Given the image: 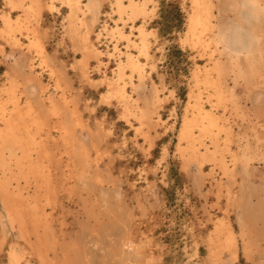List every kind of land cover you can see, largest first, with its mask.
Instances as JSON below:
<instances>
[{
  "label": "rangeland",
  "instance_id": "374dc122",
  "mask_svg": "<svg viewBox=\"0 0 264 264\" xmlns=\"http://www.w3.org/2000/svg\"><path fill=\"white\" fill-rule=\"evenodd\" d=\"M52 1L53 0H41V15L37 14V18L32 19L29 24L32 27H36L40 32V38L46 48V54L52 61V66L56 67L60 71L59 83L63 91L60 88L58 90L54 89L56 84V75H52L53 77L51 76V67H47V65L40 61L41 57L38 51L29 47V40H26L29 38L24 36V33L21 34L19 31H16L14 36H12L13 38L5 36L7 39L3 37L4 35L0 34V107L1 102H7L5 105L8 108L10 107L8 96L12 94L10 93V90L12 89L19 102H21L20 104H24L28 98V91H26L27 88L25 87L29 84H33L36 88L29 96L32 98V102H34L36 107L39 108L40 112L43 103L47 102L49 96H51L54 101H62L59 103H62L61 105H63L66 109L63 117L69 124L68 127L70 134L69 138L64 140L62 133L56 128L58 126L57 121H59V118L52 115L45 116V114H42L41 112L45 125H43L39 132L41 135L36 134V140L38 141L40 139L38 141L39 143L36 145L34 144V146L32 145L27 147V152L28 148L31 149V158H36V160L34 159L37 166L36 169H40V172L38 170H36V172L29 170V159L27 157L24 158V151L20 147H15V155L11 157V160H8V162L10 161L7 165V168L9 167V169L6 168L4 170L3 167L0 166V182L2 180H6L5 182L8 181L7 187L8 189L9 187L11 189H9V192L13 195V201L17 204V209L19 208L18 210H20V212L18 211L19 213H16L17 216L14 215L13 217L12 214H9L7 210V202L4 200V196L0 190V234L4 237L6 236L2 239L0 235V264H10V251L14 249L20 254V264H43L44 262V264H49L51 262L49 260H52L51 264H71L72 262H74L72 264H259L261 259H264V233L261 231L263 229L264 220L261 217H256L250 210L251 206L254 208L260 207V214L264 212V48L263 54L259 55V58L257 57L256 67L258 73L251 79L246 80L243 77L241 78L237 75L236 69L231 68L232 70H223L220 74L216 71V73L214 72L216 83L218 81V84L197 82L194 75L196 70L204 72V70L211 68L215 61H220L222 59L223 56L220 53V49L213 41V36H215L217 26L221 25L224 21L229 20L233 16V13L228 11L225 15H223L224 12L220 10L219 6L220 0H209L213 5L211 23L206 30L200 29L198 31V36H192L188 33L187 27L190 13L193 11L192 0H152L148 3L150 12L146 17L143 18L142 15H140L141 17H136L134 22L131 19H127L125 23L122 22V24L124 25L125 31L131 32L132 30L136 34V26L139 24H144L145 27L148 28V39H150V52L153 55L152 60L154 61V67L146 64L145 72L142 78H139L136 72L131 73V70L126 68L124 78L119 80L117 72H115L116 70H113V68L117 66V59L119 58L117 55L118 52L109 56L108 50L110 51L111 46L113 47L114 43H118L117 45L121 50H126L127 39L120 37V35H117L116 39L111 36V34L104 31L103 26L106 23L113 24L111 18L117 15L112 7L113 4H111V1L113 0H106L103 4L102 12L100 13V20H98L100 22L97 23L98 26L95 25L93 32L91 33L95 44L99 47V49H101V51L103 50L100 57L102 59H99L100 61L93 58L90 59V76L85 77L82 75L81 65L78 61V58L82 56V52L80 49H77L66 32L68 24L67 7L60 0H55L56 2L54 4L56 6L51 8L50 3ZM125 2L128 3L127 0H125ZM5 11H9L11 17L14 18L21 17V14L23 13L21 10H9L4 3V0H0V28L3 27H1V25H3V16L1 15H3V12L5 13ZM216 11L218 14H216ZM254 20H257L258 26L262 29V34L258 39L260 42L257 43H260L259 45L264 47V43H262L264 41V12H259L258 19L256 18ZM103 23L105 24L103 25ZM98 29L100 33L96 34ZM206 31L208 33H206ZM188 35L190 36V39ZM133 36L134 38H137V36ZM14 37L17 38L14 39ZM95 37L97 39H95ZM25 46L27 48H25ZM133 50L136 51L135 48H133ZM140 59L146 61L142 56H140ZM149 66L151 67V70ZM36 75L37 77L33 78ZM109 77L114 83L118 81L122 82L123 80L127 83L128 81L125 85V89L129 95L128 100L131 102H139L138 104H140L142 109H144L147 113L146 117L149 120L148 123L146 118L144 121H141L138 119L137 115L126 112V108L124 106L126 105V100L123 102L124 100L114 90H112L108 84V80H106L109 79ZM86 78L88 80H86ZM40 79L41 81L38 82ZM141 80L142 82H140ZM49 83H51L52 86ZM106 83L109 85L108 87ZM137 85H139V87ZM46 86H48V88ZM7 87L8 90L6 89ZM19 88H21V90ZM152 88L154 93L152 92ZM258 91L261 94L257 93ZM61 95L64 97L62 98ZM138 95L141 100L138 99ZM254 95H256L254 97L255 99L257 96L259 97L258 100L256 99L257 101L254 100ZM196 98L201 101V105L205 107L204 109L206 111H210L216 115L220 125L222 126V131L220 133V149H222V153H218V158H221L222 156L226 163H228L230 169L234 167L236 171L234 176L235 180L227 178V176L222 173V170L218 165V161H210L211 163L209 161H205L201 164V173L197 169L199 162L196 159L189 161L186 157L187 155L182 151L180 152V150L187 147V141L184 139L180 140L179 129L182 127L184 121L183 117L187 116L190 118H196L197 111L194 107ZM72 101H74V103ZM148 103L149 106H147ZM74 114L76 117L75 119L71 116ZM159 116L161 119H159ZM48 117L50 120H48ZM154 117L158 121H156ZM47 121L51 122H49L50 125ZM156 123L159 125H156ZM148 127L150 128L148 129ZM34 130L35 129L33 128V131ZM227 130L232 131L234 134L233 140H231V144H229V150L223 148ZM194 131L196 136L200 135L198 128H195ZM242 132L244 133L243 135L241 134ZM37 137H39V139ZM83 137H86V139ZM203 138L204 137H202L201 141V143H203L199 144L200 153L203 148V150H205V146L209 147L212 145L211 147L213 148V144L209 141L210 139L207 137ZM241 139L246 143H242ZM87 140L89 141L91 148H89L90 146ZM43 141L48 144L43 143L46 145H42ZM85 142H87L88 149ZM205 142H207L206 145H204ZM64 143L68 145H65ZM69 143H71V145ZM238 144L241 145L238 146ZM98 147H100V149ZM67 149L68 151L66 154ZM244 149L248 151L247 157L242 159L244 164L241 160L236 163L235 161L232 162V153L239 152V154H241ZM48 150H50L51 153ZM20 151L22 152V156L20 155ZM44 152L47 153L43 155ZM46 155L50 158L45 157ZM56 155L58 157H56ZM66 158L67 160H65ZM12 160L15 162V166ZM16 161H18L17 164ZM195 161L198 163L196 162V164ZM55 163H57V165ZM66 166H68V168ZM86 167L87 169H85ZM59 168H62L65 171L63 172V170H60ZM14 169L16 172H13ZM92 169L94 171L91 174ZM20 170H23L24 172ZM28 170L31 171V173L28 172ZM11 171L12 173H10ZM44 171L46 172L42 175V172ZM95 171L96 173H94ZM27 172L29 175L25 174ZM14 173L16 174L17 179L15 178ZM19 173H24V175L21 176ZM32 173H34L36 177L33 176L32 178V175H34ZM56 173H58V176L55 175ZM63 175H65L63 177L64 179L62 178ZM48 178L52 185L48 183ZM14 179L17 180V183H15ZM195 179L199 183H196ZM24 181H27V183ZM61 181L63 183L62 185ZM220 181L225 185H230L232 191L235 192H233V195H235L234 203L233 201L229 202L228 199L225 198L228 196L226 191L224 192L226 188H223L222 191L217 190V186L214 183H218ZM28 183H30V186ZM83 183L86 186L83 185ZM70 186L75 187L71 188ZM22 188L24 189L23 191ZM255 188L258 190L252 193L253 195L249 199V193H251ZM37 190L38 194L40 193L39 195L41 198L39 195L37 196ZM42 190L43 193H48L43 194ZM78 190H80V192H78ZM27 192L28 194H25ZM55 192L57 195H55ZM68 192H70V194ZM218 192L220 193L219 196L217 195ZM82 193L83 195H86H80ZM32 195L34 196V199ZM14 197L18 199H14ZM19 197L20 201H18ZM94 198L95 201H93V203L91 200H94ZM96 199L99 202H96ZM39 200L41 203H39ZM58 201L60 206L58 205ZM90 202L92 204H90ZM103 202L104 204L102 206ZM24 203H26V205ZM85 203H87V205ZM250 203L252 205H250ZM20 204L22 207L25 206V210L24 208L21 209L22 207ZM98 205L99 207H97ZM224 208H227L226 213ZM36 210L39 211V214H36ZM49 210L52 211V213L48 212ZM3 213L5 214L3 215ZM242 213L245 214L244 217L247 222L246 226L247 229L250 230L249 233H251L252 236L250 252L251 259H247L244 254V239L239 233L240 226L238 221ZM18 216H20L19 220H17ZM40 217L44 221H42ZM222 217H227L226 219L229 221L233 229L238 232L237 237H239L238 240L240 241H238L240 243V250L237 261H233L226 250L221 253L222 255L220 256V261L212 260L207 255L208 244L206 238L211 232V228H213L215 223ZM14 218L15 222L13 221ZM21 219L23 221H21ZM29 222L32 224L31 226ZM41 222L45 223L42 224ZM61 223L62 225H60ZM25 227L28 230H26ZM29 227L32 229L30 230ZM19 230H21L23 235L20 234L21 232ZM29 230L35 232H30ZM97 231L99 232L97 233ZM20 235L22 236L20 237ZM146 236H148V238ZM34 237H36V240ZM132 240L134 242H132ZM255 240L258 242L256 243ZM28 242L31 243L28 244ZM54 242L56 245H54ZM64 243L66 246H64ZM126 244H128V247ZM30 245H32L31 248ZM135 245L138 246L136 247ZM255 245L256 247L258 245L259 246L256 248ZM23 246H26L25 249H23ZM78 248H80V250H78ZM69 249H72V251ZM35 251H37L38 254ZM60 251L62 252L60 253ZM52 253H54V256L51 255ZM72 254H75L76 257ZM72 256L75 257V261ZM37 258L39 259L37 260ZM40 259L42 262H39Z\"/></svg>",
  "mask_w": 264,
  "mask_h": 264
},
{
  "label": "bare ground",
  "instance_id": "6f19581e",
  "mask_svg": "<svg viewBox=\"0 0 264 264\" xmlns=\"http://www.w3.org/2000/svg\"><path fill=\"white\" fill-rule=\"evenodd\" d=\"M57 1V0H56ZM55 0H53L51 3H50V7L53 8L55 7L56 5L54 4L56 2ZM62 3H64V5L67 7V17H68V24H67V35L68 37L72 40L73 44L77 47V49H80L81 52H82V56L80 58H78V61L81 65V72H82V75L87 77V76H90L89 75V61L90 59H97L98 61H100L99 59H102L100 58L101 57V54H102V51L101 49H99V47L95 44V41L93 40L92 38V35L91 33L93 32V28L95 27V25H97L99 17H100V13L102 12V7H103V4L106 0H60ZM108 1V0H107ZM152 1V0H127L128 3L125 2V0H113L111 1L113 4L112 7L114 9V11L116 12L117 15L113 16L111 19V21L113 22L112 23H103V29L104 31H106L108 34H111V36L115 37L117 39V35H120V37H123L125 39H127V48L126 50H121L119 47H118V43H114V46L112 47L111 46V49L110 51L108 50V55H113L115 54L116 52H118V56L119 58L117 59V66L113 68V70L115 72H117V76H118V79L121 80L124 78V74H126V68L130 69L131 70V73L133 72H136L139 76V78H142L143 75H144V72H145V67H146V64L148 65H152L154 67V61L152 60L153 58V55L151 54L150 52V43H149V40L148 39V35H149V31H148V28L145 27L144 24H139L137 27V34L134 33L132 30L131 32H128V31H125L124 30V25L122 24L125 23V21L127 19H131L133 20L134 22V19L140 15H142V17H146L149 12H150V7L148 5V3ZM191 1V0H190ZM4 3L5 5L9 8V10H21L23 13L21 14V17L19 18H14V17H11L10 15V12H6L5 13L3 12V20H2V23L3 25H1L2 28H0V34L4 35L3 37L5 39H7V37L5 36H8V37H12L14 36V34L16 33V31H19L21 34L24 33V36H27V38L29 39H26V40H29L28 42V45L29 47L31 48H34L38 51L40 57H41V60L45 65L50 66L51 68V76L52 75H56V84H55V87L54 89L55 90H58L59 88L61 89V85L59 83V70L56 68V67H53L52 66V61L50 59V57H48V55L46 54L45 52V46L40 38L41 35H39V31L37 30L36 27H32L30 26V22L32 19H35L37 18V14L41 15L40 14V7L42 5L41 3V0H4ZM191 3V2H190ZM192 3H193V11L192 13H190V17H189V21H188V33L192 36H198V31L200 29H203V30H206V28L209 27L210 23H211V16H212V2L209 1V0H192ZM214 4V3H213ZM157 6V5H156ZM192 6V5H191ZM220 10L224 12L223 15H225L228 11L232 12L233 13V16L229 19V20H226L224 21L221 25H218L217 26V31L215 33V36H213V41L215 42L216 46L220 49V53L221 55L223 56L222 59L218 62V61H215L212 65L211 68L209 69H206L204 70V72H200V70H196L194 72V75H195V79L197 82H203V83H216V78H215V73L217 72L218 74H220V72H222L223 70H228V69H236V73L238 76H240L241 78H245L246 80L248 79H251L255 74L258 73L257 71V57L261 54H263V48L262 45H259L257 42H260L258 41L260 35L262 34V29L258 26V23H257V20H254V19H258V15H259V12H264V0H220ZM7 10V9H6ZM111 11V9H110ZM220 11V12H221ZM114 12V13H115ZM154 12V11H153ZM217 12V11H216ZM104 13V12H103ZM106 13V12H105ZM110 13V12H109ZM108 13V14H109ZM113 13V14H114ZM222 13V12H221ZM218 14V12L216 13ZM215 14V15H216ZM16 15V14H15ZM151 15V14H150ZM149 15V16H150ZM110 16V15H109ZM153 16V14H152ZM217 16V15H216ZM227 16V15H226ZM64 17V16H63ZM66 17V16H65ZM103 17V16H102ZM141 17V16H140ZM110 18V17H109ZM149 18V17H148ZM226 18V17H225ZM39 20V19H38ZM109 20V19H108ZM107 20V21H108ZM149 20V19H148ZM188 20V19H187ZM223 20V19H222ZM142 21V20H141ZM35 22V21H34ZM37 22V21H36ZM131 22V21H130ZM221 22V21H220ZM38 24V22H37ZM137 24V23H136ZM33 25V24H31ZM101 25V24H100ZM98 26V25H97ZM151 26V25H150ZM100 27V26H99ZM154 27V26H153ZM102 28V27H100ZM134 28V27H133ZM126 29V28H125ZM215 29V28H214ZM213 29V30H214ZM212 30V31H213ZM99 29H98V32L96 34H99ZM105 33V32H104ZM155 33V32H154ZM206 33H208L206 31ZM212 33V32H211ZM106 34V33H105ZM205 34V33H204ZM137 36V38H134V36ZM210 35V34H209ZM18 36V35H17ZM98 36V35H97ZM186 36V35H185ZM189 36V35H188ZM119 37V36H118ZM13 38V37H12ZM17 37H14V39H16ZM150 38V37H149ZM195 38V37H194ZM19 39V38H18ZM17 39V40H18ZM69 39V40H70ZM95 39H97L95 37ZM100 39V38H99ZM189 39H190V36H189ZM44 40V39H43ZM102 40V39H100ZM115 40V39H114ZM120 40V39H119ZM118 40V41H119ZM262 40V38H261ZM14 41V40H13ZM21 41V40H19ZM111 41V40H110ZM27 42V41H26ZM45 42V41H44ZM98 42V41H97ZM105 42V41H104ZM112 42V41H111ZM123 42V41H122ZM155 42V41H154ZM207 42V41H206ZM101 43V42H100ZM107 43V42H106ZM105 43V44H106ZM186 43V41H185ZM211 43V42H210ZM264 43V41L262 42ZM261 43V44H262ZM27 45V46H28ZM157 46V45H156ZM210 46V45H209ZM28 47V49H29ZM74 47V46H73ZM75 47V49H76ZM25 48H27L25 46ZM133 48L136 49V51L133 50ZM198 48V47H196ZM200 48V47H199ZM210 48V47H209ZM211 49V48H210ZM78 50V51H80ZM199 50V49H198ZM197 50V51H198ZM217 50V49H216ZM35 52V51H34ZM80 52V53H81ZM203 52V50H202ZM218 52V51H217ZM37 53V52H36ZM105 53V52H103ZM206 53H207V50H206ZM107 55V56H108ZM116 55V56H117ZM140 56L144 57L146 61L144 60H141L140 59ZM216 56V55H215ZM218 56V55H217ZM208 57V56H207ZM109 58V57H108ZM209 58V57H208ZM217 58V57H216ZM259 58V57H258ZM158 59V58H157ZM211 59V58H210ZM208 60V59H207ZM214 60V59H213ZM116 63V62H115ZM42 64V63H41ZM201 64V63H200ZM203 64V63H202ZM32 65V64H31ZM198 65V64H197ZM264 65V64H263ZM44 66V65H43ZM156 66V65H155ZM259 66V65H258ZM150 67V66H149ZM260 67V66H259ZM194 68V67H193ZM202 69V67H201ZM231 69V70H232ZM262 69V68H261ZM49 70V68H48ZM150 70H151V67H150ZM230 70V71H231ZM113 71V72H114ZM216 71V72H215ZM62 72V71H61ZM130 72V71H129ZM150 72V71H149ZM215 72V73H214ZM264 72V71H263ZM106 73V72H105ZM192 73V72H191ZM230 73V72H228ZM232 73V71H231ZM49 74V73H48ZM149 74V73H148ZM151 74V73H150ZM50 75V74H49ZM104 75V74H103ZM108 75V74H107ZM82 76V78H83ZM109 76V75H108ZM107 76V77H108ZM146 76V75H145ZM37 77L34 76L33 78ZM53 77V76H52ZM51 77V78H52ZM84 77V78H85ZM104 77V76H103ZM112 77V76H111ZM130 78V77H129ZM239 78V77H238ZM117 79V80H118ZM194 79V78H193ZM225 79V78H224ZM86 80H88L86 78ZM104 80V78H103ZM108 80V84L110 85V87L112 88V90H114L125 102L126 100V105L125 108H126V112L127 113H130V114H134V115H137L138 119H140L141 121H144L145 118L147 119V113L145 112L144 109H142V107L140 106V104H138L137 102H131L130 100H128V94H127V91L125 89V85L128 83H125L124 80L122 82L118 81L116 83H114L110 77L109 79H106ZM127 80V79H126ZM131 80V79H130ZM219 80V79H218ZM10 81V80H9ZM15 81V80H14ZM40 80H38V82H40ZM225 81V80H223ZM221 81V82H223ZM18 82V81H17ZM63 82V81H62ZM66 82V81H65ZM130 82V81H129ZM142 82V80L140 81ZM235 82V81H234ZM247 82V81H246ZM25 83V82H24ZM30 83V82H29ZM34 83V82H33ZM45 83V82H44ZM145 83V82H144ZM224 83V82H223ZM41 84V83H39ZM51 84V83H49ZM130 84V83H129ZM155 84V83H154ZM218 84V81L217 83ZM248 84V83H246ZM107 85V83H106ZM107 85V87L109 86ZM220 85V84H219ZM249 85V84H248ZM9 86V85H8ZM18 86V85H17ZM16 86V87H17ZM22 86V85H21ZM44 86V85H43ZM42 86V87H43ZM52 86V84H51ZM66 86V84H65ZM136 86V85H135ZM139 87V85H137ZM213 86V85H212ZM224 86V85H223ZM10 87V86H9ZM23 87V86H22ZM48 88V86H46ZM131 87V86H130ZM137 87V88H138ZM191 87V86H190ZM221 87V86H220ZM18 88V87H17ZM25 88H27L26 91H28L27 95H28V98H27V101H25L24 99V104H20L21 102H19L17 96L14 94L13 92V89L10 90V93H12L8 99V102H10V107L8 108L5 103L7 102H1V110H0V121H1V124H0V166L3 167V169L5 170L7 168V165L8 163V160L10 159L11 160V157L13 155H15V147H20L23 149V153H24V158H28L29 159V170H31L32 172H36V170H40V169H36L37 166H36V163H35V160L36 158H31L32 156V152L30 151L31 149L28 148V152H27V147L29 146H34V144H38L39 142V137H37L39 140L37 141L36 140V134L38 135H41L39 134L40 130L42 129L43 125L44 124V118H43V115L42 114H45L46 115H52V116H56L58 117L57 119L59 121L58 122V126L56 127L57 130L59 129L60 132L62 133V136L64 137V140L69 138V127H68V123H67V120L63 117L65 115V112H66V109L64 108L63 105H61L59 102H62V101H54L53 98H51V96L48 97V100L47 102L43 103V106L41 107V112L39 110V108L36 107V105L34 104V102H32V98L29 96L31 95V93L33 92V90L36 88L35 85L33 84H29L27 85ZM157 88V86H156ZM197 88V87H196ZM222 88V87H221ZM8 90V87L6 88ZM21 90V88H19ZM64 89V88H63ZM109 89V88H108ZM136 89V88H135ZM139 89V88H138ZM204 89V87H203ZM209 89V88H208ZM211 89V88H210ZM37 90V89H36ZM43 90V89H42ZM54 90V91H55ZM62 90V89H61ZM60 90V91H61ZM66 90V89H65ZM130 90V89H129ZM191 90V89H190ZM189 90V91H190ZM212 90V89H211ZM223 90V88H222ZM45 91V90H43ZM49 91V90H47ZM63 91V90H62ZM61 91V93H62ZM155 91V89H154ZM20 92V91H19ZM40 92V90H39ZM52 92V91H51ZM58 92V91H57ZM114 92V93H115ZM152 92H153V88H152ZM205 92V91H204ZM254 92V91H253ZM256 92V91H255ZM26 93V92H25ZM56 93V92H55ZM154 93V92H153ZM192 93V92H191ZM259 93V91L257 92ZM7 94V93H6ZM18 94V93H17ZM20 94V93H19ZM63 94V93H62ZM116 94V95H117ZM227 94V93H226ZM229 94V93H228ZM254 94V93H253ZM252 94V95H253ZM261 94V93H259ZM65 95V93H64ZM191 95V94H190ZM194 95V94H193ZM192 95V97H193ZM203 95V94H202ZM222 95V94H221ZM232 95V94H231ZM20 96V95H19ZM56 96V95H55ZM62 98L64 97L63 95H61ZM60 96V97H61ZM151 96V94H150ZM256 95L253 96V98L255 97ZM5 97V96H4ZM46 97V98H47ZM59 97V98H60ZM68 97V96H67ZM223 97V95H222ZM6 98V97H5ZM20 98V97H19ZM41 98V97H40ZM44 98V97H43ZM117 98V97H116ZM120 98V99H121ZM153 98V97H152ZM212 98V97H211ZM210 98V99H211ZM258 96L256 97V99L258 100ZM39 99V98H38ZM136 99V98H135ZM138 99L139 98V95H138ZM155 99V98H154ZM193 99V98H192ZM206 99V98H205ZM254 98V100H256ZM6 100V99H5ZM4 100V101H5ZM61 100V99H60ZM68 100V98H67ZM141 100V99H140ZM214 100V98H213ZM228 100V99H227ZM256 100V101H257ZM39 101V100H38ZM119 101V99H118ZM146 101V100H145ZM151 101V100H150ZM155 101V100H154ZM204 101V100H203ZM68 102V101H67ZM74 103V101H72ZM144 102V101H142ZM152 102V101H151ZM160 102V100H159ZM158 102V103H159ZM192 102V101H191ZM255 102V101H254ZM38 104V103H36ZM146 104V103H145ZM157 104V103H156ZM225 104V103H224ZM8 105V104H7ZM76 105V104H74ZM151 105V103H150ZM223 105V104H222ZM221 105V106H222ZM9 106V105H8ZM66 106V105H65ZM72 106V105H71ZM145 106V105H144ZM147 106H149V103L147 104ZM187 106V105H186ZM191 106V105H190ZM207 106V105H206ZM39 107V106H38ZM154 107V106H153ZM192 107V106H191ZM194 107L196 108V118H190V117H183L184 118V121H183V124H182V127L180 130V133H179V138L180 140H185L187 141V147L182 150H180V152L182 151L183 153H185L187 156V159L189 161L193 160V159H196L197 161H195V163L197 162L198 163V171L201 172V164H203L205 161H218V165L220 167V169L222 170V173L225 174L227 176V178H230V179H233L235 180L234 176L236 174V171L234 169V167L232 169L229 168L228 166V163H226L225 159H223V157L221 156V158H218V153L221 152L222 153V149H220L221 147V143H220V133L222 131V126L220 125L219 121H218V118L216 117L215 114H213L212 112L210 111H206L204 108L203 105H201V101H199L198 98L195 99V102H194ZM219 107V106H218ZM217 107V108H218ZM69 108H72V107H69ZM76 108V107H75ZM123 108V107H122ZM152 108V107H151ZM146 109V108H145ZM186 109V108H185ZM77 110V109H75ZM148 110H149V107H148ZM157 110V109H156ZM213 110V109H212ZM80 111V110H79ZM155 111V109H154ZM190 111V110H189ZM125 112V111H124ZM153 112V110H152ZM160 112V111H159ZM186 112V111H184ZM224 112V111H222ZM79 113V112H78ZM190 113V112H189ZM220 113V112H219ZM126 114V113H125ZM154 114V113H153ZM152 114V115H153ZM156 114H159V113H156ZM188 114V112H187ZM186 114V115H187ZM218 114V113H217ZM78 115V114H77ZM81 115V114H79ZM151 115V114H150ZM185 115V113H184ZM192 115V114H191ZM190 115V116H191ZM220 115V114H219ZM73 117V119H75V114L74 115H71ZM161 116V115H160ZM159 116V119H161ZM62 117V118H61ZM157 117V116H156ZM53 118V117H52ZM182 118V119H183ZM255 118V117H254ZM47 119V118H46ZM153 119V118H152ZM155 119V117H154ZM48 120L49 117H48ZM53 120V119H52ZM148 120V119H147ZM151 120V119H150ZM156 120V119H155ZM222 120V119H220ZM54 121V120H53ZM52 121V122H53ZM83 121V120H82ZM158 121V120H156ZM155 121V122H156ZM163 121V120H162ZM165 121V119H164ZM163 121V122H164ZM30 122V123H29ZM50 122V121H49ZM47 121V123L50 125ZM149 122V120L147 121V123ZM251 122V120H250ZM259 122V121H257ZM46 123V122H45ZM161 123V122H160ZM227 123V122H226ZM249 123V122H248ZM252 123V122H251ZM150 124V123H149ZM153 124V123H152ZM158 123H156L157 125ZM159 125V124H158ZM226 125V124H225ZM224 125V126H225ZM239 125V124H238ZM257 125V124H256ZM47 126V125H46ZM91 126V125H90ZM146 126V125H145ZM232 126V125H231ZM230 126V127H231ZM248 126V125H247ZM259 126V125H258ZM262 126V125H261ZM77 127V126H76ZM147 127V126H146ZM153 127V125H152ZM233 127V126H232ZM33 128L35 129L33 131ZM53 128V127H52ZM83 128V127H82ZM86 128V127H85ZM92 128V127H91ZM144 128V127H143ZM150 127H148L149 129ZM195 128H198L199 129V132H200V135L199 136H196L195 135V131L194 129ZM255 128V127H254ZM54 129V128H53ZM240 129V128H239ZM247 129V128H246ZM257 129V127H256ZM58 130V131H59ZM86 130V129H85ZM88 130V129H87ZM93 130V129H92ZM143 130V129H142ZM141 130V131H142ZM241 130V129H240ZM251 130V129H250ZM43 131V130H42ZM140 131V130H139ZM148 131V130H147ZM246 131V130H245ZM36 132V133H35ZM49 132V131H48ZM87 132V131H86ZM261 132V130H260ZM43 133V132H42ZM45 133V132H44ZM54 133V132H53ZM56 133V132H55ZM89 133V132H88ZM226 138H225V142H224V146L223 148L224 149H227L229 150V144L231 140H233V137H234V134L232 133V131L230 130H227L226 131ZM237 133V132H236ZM259 133V132H258ZM47 134V133H45ZM58 134V133H57ZM82 134V133H81ZM145 134V133H144ZM143 134V135H144ZM242 135L244 134L243 132L241 133ZM257 134V133H256ZM91 135V134H90ZM236 135V134H235ZM246 135V134H245ZM47 136V135H45ZM83 136V135H82ZM222 136V135H221ZM241 136V135H240ZM253 136V135H252ZM43 137V136H42ZM54 137V136H53ZM52 137V138H53ZM59 137V136H58ZM62 137V138H63ZM66 137V138H65ZM123 137V136H122ZM145 137V135H144ZM147 137H148V134H147ZM202 137L204 138H209L210 142L213 144V148L211 146H205V150H201L202 152L200 153V149H199V144L201 143L202 141ZM235 137H238V136H235ZM243 137V136H242ZM50 138V137H49ZM57 138V137H56ZM55 138V139H56ZM84 138V137H83ZM203 138V139H204ZM222 138V137H221ZM248 138V137H246ZM251 138V137H250ZM254 138V137H253ZM46 139V138H45ZM58 139V138H57ZM86 139V137L84 138ZM243 139V138H242ZM241 139V142L242 143H246V142H243ZM50 140V139H49ZM54 140V138H53ZM89 140V139H88ZM87 140V141H88ZM123 140V139H122ZM222 140V139H221ZM240 140V138H239ZM245 140V139H244ZM46 141V140H45ZM45 141L42 142V145H44L43 143H46ZM48 141V140H47ZM56 141V140H55ZM54 141V142H55ZM63 141V140H62ZM70 141V140H69ZM85 141V140H83ZM247 141V140H246ZM264 141V140H263ZM58 142V140H57ZM64 142V141H63ZM68 142V141H67ZM71 142V141H70ZM93 142V141H92ZM91 142V143H92ZM95 142V141H94ZM249 142V141H248ZM260 142V141H259ZM41 143V141H40ZM86 145H87V142H85ZM96 143V142H95ZM94 143V145H95ZM124 143V142H123ZM203 143V142H202ZM201 143V144H202ZM210 143V144H211ZM48 144V143H46ZM45 144V145H46ZM65 144V143H64ZM71 145V143H69ZM88 144L90 146V143L88 141ZM98 144V142H97ZM136 144V143H135ZM138 144V143H137ZM178 144V143H177ZM184 144V143H183ZM207 142L204 143V145H206ZM41 145V144H40ZM44 145V146H45ZM54 145V144H53ZM65 145H68V144H65ZM241 145V144H240ZM238 144V146H240ZM244 145V144H242ZM97 146V145H96ZM183 146V145H182ZM260 146V145H259ZM37 147V146H35ZM34 147V149H35ZM39 147V146H38ZM56 147V146H55ZM65 147V146H63ZM167 147V146H166ZM246 147V146H245ZM249 147V146H248ZM68 148V147H67ZM91 148V146L89 147ZM93 148V147H92ZM100 149V147H98ZM177 148V147H176ZM243 148V146H242ZM33 149V148H32ZM42 149H43V146H42ZM70 149V148H68ZM68 149L66 150V154H67V151ZM87 149H88V145H87ZM165 149V148H164ZM247 149V147H246ZM244 149L243 152L241 154L238 153H232L231 156H233L232 158V162L235 161V163L239 160L242 161L243 158L247 157V154H248V151ZM18 150V149H17ZM55 150V148H54ZM61 150V149H60ZM64 150V149H62ZM91 150V149H90ZM95 150V149H94ZM242 150V149H241ZM246 150V151H245ZM249 150V149H248ZM35 151V150H34ZM43 151V150H42ZM50 152V150H48ZM59 151V150H58ZM65 151V150H64ZM71 151V150H70ZM89 151V150H88ZM96 151V150H95ZM102 151V150H101ZM251 151V150H250ZM249 151V152H250ZM255 151V149H254ZM21 152V151H20ZM41 152V151H40ZM53 152V151H52ZM61 152V151H59ZM229 152V151H228ZM235 152V151H234ZM19 153V152H18ZM36 153V151H35ZM47 153V152H44L43 155ZM51 153V152H50ZM65 153V152H64ZM71 153V152H70ZM89 153V152H88ZM101 153V152H100ZM166 153V152H165ZM251 153V152H250ZM20 154V153H19ZM90 154V153H89ZM103 154V152H102ZM22 156V152L20 154ZM38 155V154H37ZM61 155V154H60ZM72 155V154H71ZM97 155V154H96ZM95 155V156H96ZM180 155V154H179ZM221 155V154H220ZM224 155V154H223ZM20 156V157H21ZM55 156V154H54ZM90 156V155H89ZM88 156V157H89ZM99 156V154H98ZM102 156V155H101ZM182 156V155H181ZM45 157H48L50 158L49 156H45ZM56 157H58L56 155ZM56 157H53V158H56ZM61 157V156H60ZM59 157V158H60ZM83 157V156H82ZM81 157V158H82ZM88 157H87V160H88ZM63 158V157H62ZM70 158V156H69ZM13 160H15L14 158H12ZM19 159V158H18ZM58 159V158H57ZM75 159V158H74ZM97 159V158H96ZM100 159V158H99ZM102 159V157H101ZM182 159V158H181ZM184 159V158H183ZM12 160V161H13ZM34 160V161H33ZM63 160V159H61ZM67 160V158L65 159ZM64 160V161H65ZM94 160V159H93ZM187 160V161H188ZM24 161V159H23ZM50 161V159H49ZM59 161V160H58ZM72 161V160H71ZM76 161V160H75ZM74 161V162H75ZM92 161V160H91ZM95 161V160H94ZM93 161V162H94ZM97 161V160H96ZM99 161V160H98ZM186 161V160H184ZM14 162V161H13ZM20 162V161H19ZM22 162V161H21ZM28 162V161H26ZM38 162V161H37ZM68 162V161H67ZM72 162V163H74ZM88 162V161H87ZM105 162V161H104ZM18 163V161H16V164ZM45 163V162H44ZM43 163V164H44ZM59 163V162H57ZM57 163H55L57 165ZM62 163V162H61ZM64 163V162H63ZM89 163V162H88ZM96 163V162H95ZM196 163V164H197ZM211 163V162H210ZM239 163V162H238ZM237 163V164H238ZM243 163V161H242ZM24 164V163H22ZM26 164V163H25ZM51 164V163H50ZM60 164V163H59ZM66 164V163H65ZM76 164V162H75ZM74 164V165H75ZM90 164V163H89ZM244 164V163H243ZM28 165V164H27ZM39 165V163H38ZM67 165V164H66ZM232 165V164H231ZM236 165V164H235ZM234 165V166H235ZM14 166H15V162H14ZM26 166V165H24ZM46 166V165H45ZM63 166V165H62ZM65 166V165H64ZM76 166V165H75ZM74 166V167H75ZM80 166V165H79ZM94 166V165H93ZM97 166V164H96ZM216 166V165H215ZM233 166V165H232ZM12 167V166H11ZM27 167V166H26ZM68 168V166H66ZM72 167V166H70ZM92 167V166H91ZM218 167V166H217ZM245 167V165H244ZM1 168V167H0ZM13 168V167H12ZM40 168V166H39ZM51 168V167H50ZM49 168V169H50ZM64 168V167H62ZM61 168V169H62ZM73 168V167H72ZM9 169V167L7 168ZM19 169V167H18ZM21 169V168H20ZM54 169V168H53ZM60 169V168H59ZM60 169V170H61ZM80 169V168H79ZM87 169V167L85 168ZM84 169V170H85ZM95 169V168H94ZM99 169V167H98ZM101 169V168H100ZM146 169V168H145ZM212 169V168H211ZM210 169V170H211ZM11 170V169H10ZM24 170V168H23ZM23 170H20L22 172H24ZM27 170V169H26ZM31 173V171H29ZM44 170V169H43ZM55 170V169H54ZM63 172L65 171L64 169H62ZM97 170V169H96ZM103 170V169H102ZM140 170V168H139ZM142 170V169H141ZM144 170V169H143ZM215 170V168H214ZM213 170V171H214ZM217 170V169H216ZM13 171V170H12ZM12 171L10 173H12ZM19 171V170H18ZM37 171V172H38ZM52 171V170H51ZM76 171V170H75ZM73 171V172H75ZM86 171V170H85ZM91 174L93 173V169L91 170ZM164 171V170H163ZM13 172H16V170L14 169ZM27 173V175H29ZM40 172V171H39ZM46 171L42 172V175L45 174ZM53 172V171H52ZM205 172V171H204ZM207 172V171H206ZM209 172V170H208ZM59 173V172H58ZM56 173L55 175L58 176ZM77 173V172H76ZM96 173V171L94 172ZM202 173V172H201ZM211 174V172H209ZM2 174V173H1ZM8 174V173H7ZM21 174V173H19ZM34 174V173H32ZM39 174V173H38ZM37 174V175H38ZM63 174V173H62ZM75 174V173H74ZM73 174V175H74ZM90 174V175H91ZM144 174V173H143ZM163 174V173H162ZM197 174V173H196ZM214 174V173H213ZM221 174V173H220ZM24 175L21 174V176ZM40 175V174H39ZM38 175V176H39ZM89 175V173H88ZM95 175V174H94ZM102 175V174H101ZM100 175V176H101ZM140 175V174H139ZM142 175V174H141ZM224 175V176H225ZM5 176V175H3ZM12 176V175H11ZM14 176L16 178V174L14 173ZM34 175H32V178H33ZM37 176V177H38ZM60 176V175H59ZM65 175L62 176V178L64 177ZM198 176V175H197ZM25 177V176H24ZM28 177V176H27ZM36 177V176H35ZM70 177V176H69ZM75 177V175H74ZM91 177V176H90ZM204 177V176H203ZM57 178V177H56ZM72 178V177H71ZM93 178V177H92ZM198 178V177H197ZM219 178V176H218ZM17 179V178H16ZM23 179V178H22ZM38 179V178H37ZM45 179V178H43ZM64 179V178H63ZM81 179V178H80ZM94 179V178H93ZM101 179V178H100ZM142 179V178H141ZM206 179V178H205ZM15 180V179H14ZM28 180V179H27ZM35 180V178H34ZM46 180V179H45ZM58 180V179H57ZM77 180V178H76ZM146 180V179H144ZM6 181V180H5ZM5 181H1L0 182V190H1V193L3 194L4 196V200L7 202V210L9 212V214H12V216L14 217V215L17 216L16 213H19L20 210L17 209L16 205L13 201V195L9 192V189L7 187V182ZM51 181V180H50ZM94 181V180H93ZM199 181L201 182V180L199 179ZM202 181H203V178H202ZM222 181V180H221ZM218 182V183H214L216 186H217V190L218 191H222L223 188L226 190H224V192L226 191L227 195L225 198L228 199L229 202H232L234 203V200H235V195H233V192L232 191V188L230 187V185H225L224 183L222 182ZM9 182H10V176H9ZM25 182V181H24ZM22 182V183H24ZM73 182V181H72ZM195 182L196 183H199L197 182V180L195 179ZM224 182V181H223ZM15 183H17V180H15ZM18 183H19V180H18ZM21 183V184H22ZM27 183V181L25 182ZM35 183V182H33ZM45 183V182H44ZM43 183V184H44ZM47 183V181H46ZM45 183V184H46ZM48 183L49 182V178H48ZM53 183V182H52ZM63 183H64V180H63ZM62 181H61V185L63 184ZM76 183V182H75ZM81 183V182H80ZM98 183V182H97ZM30 183H28L29 185ZM40 184V183H39ZM51 184V183H50ZM99 184V183H98ZM229 184V183H228ZM11 185V184H9ZM52 185V184H51ZM73 185V184H72ZM83 185H85L83 183ZM214 185V186H215ZM16 186V184H15ZM18 186V185H17ZM24 186V185H23ZM22 186V187H23ZM30 186V185H29ZM41 186V185H40ZM47 186V185H46ZM50 186V185H49ZM54 186V184H53ZM79 186V185H78ZM86 186V185H85ZM256 186V185H255ZM13 187V186H12ZM28 187V186H27ZM52 187V186H51ZM71 187V186H70ZM72 187H75V186H72ZM71 187V188H72ZM82 187V186H81ZM18 188V187H16ZM20 188V187H19ZM41 188V187H40ZM47 188V187H46ZM53 188V187H52ZM89 188V187H88ZM257 188V187H256ZM253 189V191L251 193H249V196L248 198L250 199L252 197V193L256 192L258 189ZM34 189V188H33ZM38 189V188H37ZM44 189V187H43ZM77 189V188H76ZM11 190V189H10ZM14 190V189H13ZM19 190V189H18ZM24 189L22 188V191ZM29 190H32V189H29ZM39 190V189H38ZM38 190H37V196L40 194H38ZM53 190V189H52ZM215 190V191H217ZM239 190V189H238ZM36 191V190H35ZM48 191V190H47ZM54 191V190H53ZM68 191V190H67ZM82 191V190H81ZM14 192V191H13ZM46 192V191H45ZM78 192H80V190H78ZM86 192V191H84ZM83 192V193H84ZM93 192V191H92ZM239 192V191H238ZM42 193H43V190H42ZM48 192L46 193H43V194H47ZM70 194V192H68ZM80 194V195H83ZM88 193V192H87ZM235 193V192H234ZM240 193V192H239ZM21 194V192H20ZM25 194H28L25 193ZM33 194V193H32ZM77 194V193H76ZM79 194V193H78ZM219 192H218V196H219ZM17 195V194H16ZM22 195H23V192H22ZM34 195V194H33ZM32 195V196H33ZM42 195V194H41ZM55 195L56 192H55ZM61 195V194H60ZM79 195V196H80ZM86 195V194H85ZM83 195V196H85ZM96 195V194H95ZM215 195V194H214ZM222 195V193H221ZM240 195V194H238ZM18 196H19V193H18ZM31 196V197H32ZM47 196V195H46ZM50 196V194H49ZM48 196V197H49ZM217 196V198H218ZM27 197V196H26ZM39 197L41 198V196L39 195ZM56 197V196H55ZM89 197V196H88ZM97 197V196H96ZM16 197H14L15 199ZM23 198V196H22ZM29 198V197H28ZM45 198V197H44ZM77 198V197H76ZM81 198V197H80ZM92 198V196H91ZM99 198V197H98ZM97 198V199H98ZM18 199V198H16ZM33 199H34V196H33ZM52 199V198H50ZM49 199V200H50ZM56 199V198H55ZM84 199V198H83ZM96 199V202L98 201ZM216 199V197H215ZM22 200V199H21ZM91 200V199H90ZM100 200V198H99ZM224 200V199H223ZM255 200V199H254ZM20 201V197H19V200ZM27 201V200H26ZM37 201V200H36ZM40 201V200H39ZM55 201V200H54ZM81 201V199H80ZM92 202L95 201V198L94 200H91ZM101 201V200H100ZM226 201V200H225ZM227 201V203H228ZM239 201V200H238ZM259 201V200H258ZM29 202V201H28ZM27 202V203H28ZM46 202V201H45ZM44 202V203H45ZM49 202V201H48ZM61 202V201H60ZM89 202V201H87ZM99 202V201H98ZM105 202V201H104ZM104 202L102 203V206L104 204ZM224 202V201H223ZM19 203V202H17ZM23 203V202H22ZM31 203V201H30ZM38 203V202H37ZM41 203V201L39 202ZM38 203V204H39ZM54 203V202H53ZM94 203V202H93ZM238 203V202H237ZM236 203V204H237ZM258 203V202H257ZM26 205V203H24ZM23 204V205H24ZM43 204V203H42ZM41 204V205H42ZM87 205V203H85ZM89 204V203H88ZM90 204H92L90 202ZM99 204V203H98ZM218 204V203H217ZM29 205V204H28ZM48 205V204H47ZM58 205H59V201H58ZM250 205H252L250 203ZM21 206V204H20ZM50 206V204H49ZM60 206V205H59ZM95 206V205H94ZM93 206V207H94ZM231 206V205H230ZM233 206V205H232ZM249 206V205H248ZM22 207V206H21ZM25 207V206H24ZM24 207H22L21 209H23ZM37 207V206H36ZM52 207V206H51ZM50 207V208H51ZM99 207V205L97 206ZM107 207V206H106ZM242 207V205H241ZM48 208V207H47ZM85 208V207H84ZM223 208V206H222ZM221 208V209H222ZM260 207H252L251 206V212L256 216V217H261L263 220H264V212H262L260 214V210L259 209ZM38 209V207H37ZM40 209V208H39ZM44 209V208H42ZM46 209V208H45ZM102 209V208H101ZM225 209V208H224ZM227 209V208H226ZM226 209L224 210L225 213H226ZM5 210V209H3ZM25 210V208H24ZM92 210V209H91ZM95 210V209H94ZM98 210V209H97ZM107 210V209H106ZM223 210V209H222ZM236 210V209H235ZM19 211V212H18ZM37 211V210H36ZM105 211V210H103ZM108 211V210H107ZM7 212V211H6ZM23 212V211H22ZM39 211L36 212V214H39L38 213ZM41 212V211H40ZM43 212V211H42ZM45 212V211H44ZM48 212H51L52 211H48ZM54 212V211H53ZM109 212V211H108ZM218 213V212H217ZM5 213H3L4 215ZM8 214V213H7ZM26 214V213H25ZM220 214V213H219ZM233 214V213H231ZM238 214V213H236ZM235 214V215H236ZM22 215V214H21ZM42 215V214H40ZM44 215V213H43ZM48 215V214H46ZM50 215V214H49ZM55 215V214H54ZM211 215V214H210ZM217 215V214H216ZM26 216V215H25ZM39 216V215H38ZM45 216V215H44ZM43 216V218H44ZM52 216V215H51ZM111 216V215H110ZM222 216H225V215H222ZM238 216V215H237ZM245 214L242 213V215H240L239 217V233L240 235H242L243 239H244V243H243V251H244V254L246 256L247 259H251V245H252V240H251V233H249L250 230L247 229V226H246V219H245ZM1 217V216H0ZM3 217V216H2ZM11 217V218H13ZM19 217L18 216L17 220H19ZM24 217V216H23ZM54 217V216H53ZM216 217V216H214ZM22 218V217H21ZM25 218V217H24ZM41 218V217H40ZM227 217H222L221 219H219L218 222L215 223L214 227L211 228V232L208 234L207 238H206V241H207V244H208V251H207V255L210 259L212 260H216V261H220V256L222 255L221 253L224 252V250H226L228 252V255L230 256V258L233 260V261H237L238 257H239V250H240V241L238 240L239 237H237V233L233 227L231 226V224L229 223V221L226 219ZM230 218V217H229ZM55 219V218H54ZM53 219V220H54ZM100 219V218H99ZM111 219V217H110ZM238 219V218H236ZM250 219V218H249ZM29 220V219H28ZM39 220V219H37ZM42 221H44L42 218H41ZM96 220V219H95ZM233 220V218H232ZM5 221V220H4ZM15 222V218L13 220ZM12 221V223H13ZM21 221H23L21 219ZM48 221V220H47ZM63 221V220H61ZM100 221V220H99ZM249 221V220H248ZM40 222V221H39ZM46 222V221H45ZM45 222H41L42 224L45 223ZM57 222V221H56ZM2 223V222H1ZM23 223V222H21ZM20 223V225H21ZM47 223V222H46ZM99 223V222H98ZM17 224V223H16ZM24 224V223H23ZM26 224V222H25ZM30 224V222H29ZM203 224V223H202ZM13 225V224H12ZM11 225V226H12ZM32 224H30L31 226ZM62 225V223L60 224ZM59 225V226H60ZM43 226V225H42ZM53 226V225H52ZM209 226V225H207ZM213 226V225H212ZM22 227V225H21ZM253 227V226H252ZM4 228V226H3ZM13 228V227H12ZM23 228V227H22ZM28 228V227H27ZM30 230L32 229L31 227H29ZM256 228V227H255ZM9 229V228H8ZM26 229V227H25ZM97 229V228H96ZM5 230V229H4ZM28 230V229H26ZM29 230V231H30ZM208 230V229H207ZM238 230V229H237ZM261 230V229H260ZM21 232V230H19ZM27 231V232H29ZM59 231V230H58ZM209 231V230H208ZM253 231V230H252ZM263 231L264 233V222H263V229L261 230ZM7 232V231H6ZM30 232H35V231H30ZM99 231H97L98 233ZM26 233V232H25ZM46 233V232H45ZM75 233V232H74ZM22 234V232L20 233ZM32 234V233H31ZM73 234V233H72ZM71 234V235H72ZM1 235V234H0ZM23 235V234H22ZM20 235V237L22 236ZM35 235V233H34ZM33 235V236H34ZM75 235V234H73ZM253 235V233H252ZM56 236V235H55ZM2 239L4 236H2ZM6 237V236H5ZM4 237V238H5ZM40 237V236H39ZM78 237V236H77ZM148 238V236H146ZM35 240H36V237H34ZM44 238V237H43ZM71 238V237H69ZM23 239V238H22ZM32 239V238H31ZM53 239V237H52ZM56 239V238H54ZM259 239V238H258ZM1 240V239H0ZM26 240V239H24ZM23 240V241H24ZM34 240V241H35ZM68 240V239H67ZM70 240V239H69ZM74 240H75V237H74ZM79 240V239H77ZM144 240V239H143ZM142 240V241H143ZM148 240V239H147ZM150 240V239H149ZM38 241V240H37ZM36 241V242H37ZM41 241V240H40ZM44 241V239H43ZM126 241V240H125ZM128 241V240H127ZM239 241V242H238ZM14 242V241H13ZM16 242V241H15ZM52 242V241H51ZM68 242V241H67ZM66 242V244H67ZM132 242H134L132 240ZM144 242V241H143ZM157 242V240H156ZM195 242V240H194ZM254 242V241H253ZM256 242V240H255ZM254 242V243H255ZM258 242V241H257ZM256 242V243H257ZM22 243V242H21ZM25 243V242H24ZM23 243V244H24ZM31 243V242H30ZM28 242V244H30ZM39 243V242H38ZM42 243V242H41ZM40 243V244H41ZM72 243H73V240H72ZM75 243V242H74ZM79 243V242H78ZM152 243V242H151ZM3 244V243H2ZM14 244V243H12ZM16 244V243H15ZM65 244V243H64ZM66 244L64 246H66ZM142 244V243H141ZM54 245H56V243L54 242ZM73 245V244H71ZM76 245V244H74ZM128 244H126L127 246ZM140 245V244H138ZM137 245V246H138ZM32 245H30V248H31ZM45 246V245H44ZM70 246V244H69ZM82 246H83V243H82ZM136 246V245H135ZM136 246V247H137ZM198 246V245H197ZM259 246V245H258ZM257 246V247H258ZM12 247V246H11ZM14 247V245H13ZM24 247V246H23ZM26 247V246H25ZM25 247L23 249H25ZM37 247V246H36ZM57 247V246H56ZM63 247V246H62ZM71 247V246H70ZM81 247V246H80ZM115 247V246H114ZM113 247V249H114ZM128 247V246H127ZM130 247V246H129ZM134 247V246H133ZM144 247V246H143ZM147 247V245H146ZM256 247V245H255ZM256 247V248H257ZM40 248V247H38ZM36 248V249H38ZM50 248V247H49ZM48 248V249H49ZM68 248V246H67ZM77 248V246H76ZM84 248V247H83ZM82 248V249H83ZM131 248V247H130ZM1 249V248H0ZM27 249V248H26ZM59 249V248H58ZM73 249V248H72ZM72 249L70 251H72ZM124 249V248H123ZM136 249V248H135ZM197 249V248H196ZM253 249V248H252ZM52 250V248H51ZM78 250H80V248H78ZM131 250V249H130ZM198 250V249H197ZM53 251V250H52ZM126 251V249H125ZM128 251V249H127ZM139 251V250H138ZM256 251V250H255ZM258 251V249H257ZM37 254L38 252L35 251ZM34 252V253H35ZM42 252V251H41ZM62 251H60L61 253ZM64 252V251H63ZM82 252V251H80ZM123 252V251H122ZM131 252V251H130ZM264 252V251H263ZM43 253V252H42ZM74 253V252H73ZM129 253V252H128ZM141 253V252H140ZM22 254V253H21ZM24 254V253H23ZM28 254V253H27ZM31 254V253H30ZM45 254V253H44ZM48 254V252H47ZM54 253H52L51 255H53ZM143 254V253H142ZM152 254V253H151ZM150 254V255H151ZM224 254V253H223ZM241 254V253H240ZM41 255V254H40ZM49 255V256H51ZM61 255V254H60ZM72 255H75V254H72ZM80 256V255H79ZM38 257V256H37ZM44 257V255H43ZM73 257V256H72ZM76 257V255H75ZM73 257V259L75 258ZM160 257V256H159ZM244 257V256H243ZM263 257V256H262ZM261 257V258H262ZM45 258V257H44ZM60 258V257H59ZM65 258V256H64ZM208 258V259H209ZM39 258H37L38 260ZM52 259V258H51ZM85 259V258H84ZM146 259V258H145ZM152 259V257H151ZM209 259V260H210ZM45 260V259H44ZM76 259H74L75 261ZM86 260V259H85ZM41 261V259L39 260V262ZM52 262V260H49ZM239 261V260H238ZM42 262V261H41ZM51 262L49 264H51ZM65 262V261H64ZM72 262V261H71ZM88 262V261H87ZM146 262V261H145ZM26 263V262H25ZM45 263V262H44ZM43 263V264H44ZM47 263V262H46ZM54 263V262H53ZM59 263V261H58ZM74 263V262H72ZM71 263V264H72ZM9 264V263H8ZM10 264H20V254L19 252H17L15 249L14 250H11L10 251ZM65 264V263H63ZM77 264V263H76ZM83 264V263H81ZM85 264V263H84ZM89 264V263H88ZM259 264H264V259H261L260 263Z\"/></svg>",
  "mask_w": 264,
  "mask_h": 264
}]
</instances>
